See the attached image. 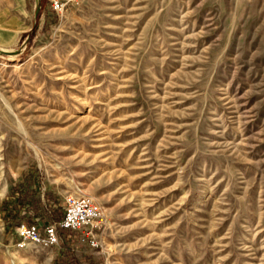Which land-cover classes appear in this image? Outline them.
I'll use <instances>...</instances> for the list:
<instances>
[{
  "label": "rangeland",
  "instance_id": "obj_1",
  "mask_svg": "<svg viewBox=\"0 0 264 264\" xmlns=\"http://www.w3.org/2000/svg\"><path fill=\"white\" fill-rule=\"evenodd\" d=\"M0 264H264V0H0Z\"/></svg>",
  "mask_w": 264,
  "mask_h": 264
},
{
  "label": "built area",
  "instance_id": "obj_2",
  "mask_svg": "<svg viewBox=\"0 0 264 264\" xmlns=\"http://www.w3.org/2000/svg\"><path fill=\"white\" fill-rule=\"evenodd\" d=\"M75 0H48L52 10L63 13ZM64 212L60 220L49 223H25L16 227L19 237L18 245L24 247L29 243L53 246L59 243L63 230L89 228L93 235L92 245H98L95 233L104 219V209L88 194H69L64 199Z\"/></svg>",
  "mask_w": 264,
  "mask_h": 264
},
{
  "label": "bare ground",
  "instance_id": "obj_3",
  "mask_svg": "<svg viewBox=\"0 0 264 264\" xmlns=\"http://www.w3.org/2000/svg\"><path fill=\"white\" fill-rule=\"evenodd\" d=\"M79 193V192H78ZM81 194H86V192L84 190H80Z\"/></svg>",
  "mask_w": 264,
  "mask_h": 264
}]
</instances>
